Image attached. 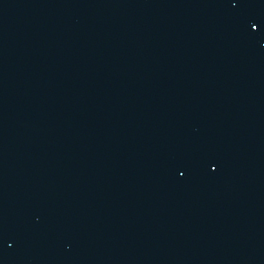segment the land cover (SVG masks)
<instances>
[{"label": "water", "instance_id": "1", "mask_svg": "<svg viewBox=\"0 0 264 264\" xmlns=\"http://www.w3.org/2000/svg\"><path fill=\"white\" fill-rule=\"evenodd\" d=\"M0 264H264V0H0Z\"/></svg>", "mask_w": 264, "mask_h": 264}]
</instances>
